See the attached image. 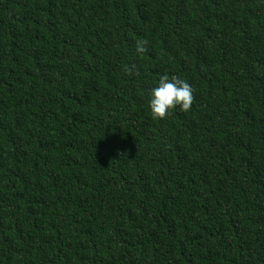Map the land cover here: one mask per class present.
Returning <instances> with one entry per match:
<instances>
[{
    "label": "trees",
    "instance_id": "1",
    "mask_svg": "<svg viewBox=\"0 0 264 264\" xmlns=\"http://www.w3.org/2000/svg\"><path fill=\"white\" fill-rule=\"evenodd\" d=\"M0 264H264V0H0Z\"/></svg>",
    "mask_w": 264,
    "mask_h": 264
},
{
    "label": "clouds",
    "instance_id": "2",
    "mask_svg": "<svg viewBox=\"0 0 264 264\" xmlns=\"http://www.w3.org/2000/svg\"><path fill=\"white\" fill-rule=\"evenodd\" d=\"M148 41H136V53L144 55L147 52ZM135 65L125 66L124 71L131 75ZM194 102L193 88L184 79L175 75L171 77L168 74L161 75L158 86L151 90V99L149 107L153 119H164L170 110L179 106L183 112L190 111Z\"/></svg>",
    "mask_w": 264,
    "mask_h": 264
}]
</instances>
